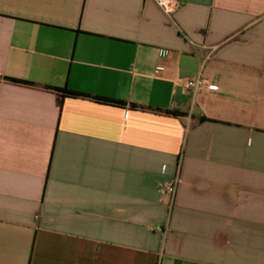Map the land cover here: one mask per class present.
<instances>
[{"label": "crops", "instance_id": "0c3cea01", "mask_svg": "<svg viewBox=\"0 0 264 264\" xmlns=\"http://www.w3.org/2000/svg\"><path fill=\"white\" fill-rule=\"evenodd\" d=\"M177 1L0 0V264H264V0Z\"/></svg>", "mask_w": 264, "mask_h": 264}, {"label": "built area", "instance_id": "2783aa9c", "mask_svg": "<svg viewBox=\"0 0 264 264\" xmlns=\"http://www.w3.org/2000/svg\"><path fill=\"white\" fill-rule=\"evenodd\" d=\"M157 6L163 11V13L173 21V14L179 9L180 3L177 0H154ZM183 87L189 91L191 96L194 98L198 90L205 86V81L202 77L201 68L199 69L196 76L192 79L186 80L183 84ZM179 183L178 179H175L173 182L167 184L164 187L165 192L170 196L169 208H172L174 202V196ZM158 231L162 232L163 228L158 227Z\"/></svg>", "mask_w": 264, "mask_h": 264}]
</instances>
